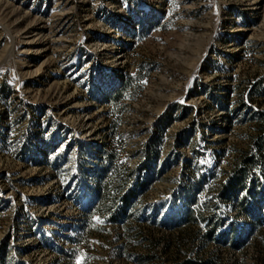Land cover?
Segmentation results:
<instances>
[{"label":"rangeland","instance_id":"obj_1","mask_svg":"<svg viewBox=\"0 0 264 264\" xmlns=\"http://www.w3.org/2000/svg\"><path fill=\"white\" fill-rule=\"evenodd\" d=\"M259 83L264 0H0V264H264ZM191 194L215 239L173 226Z\"/></svg>","mask_w":264,"mask_h":264},{"label":"trees","instance_id":"obj_2","mask_svg":"<svg viewBox=\"0 0 264 264\" xmlns=\"http://www.w3.org/2000/svg\"><path fill=\"white\" fill-rule=\"evenodd\" d=\"M261 84L259 83L256 88L255 91H259L262 92V94H264V88H261L262 86H260ZM256 117L259 118L260 121H262L263 125L260 127L261 130L264 129V115L262 113H257ZM256 149H257V154H259V156L261 158H263L264 156V141H256ZM250 160L247 158L245 160V164L243 166L242 169H246L248 168ZM242 169H240L237 174L235 175V178L232 179L228 185L225 186V190L222 193V197H224L227 193L228 194H233L232 199H235L238 196L239 191L243 190L244 187V180H243V171ZM142 183H138L137 185H141ZM141 187H143V185H141ZM197 187V185H196ZM200 187V185L198 184V188ZM197 189V188H196ZM194 190V189H193ZM195 192V191H193ZM136 196V193H134L133 191H128L127 194H125L119 201H117L115 210L111 213V221L115 222V223H119V222H123L125 224L124 226V235L126 236L127 241L129 242L130 240H132V234L137 233V237L138 240L144 241L147 245H146V249H147V253L145 255H141L139 257H137V260L139 262H151L154 261L157 257H156V249L159 247V244L161 242V239H153V237H151L150 234H146L143 230V228L138 227L137 225L133 226L136 222L137 223H146L150 222L155 224L156 221L155 220H146V221H138L140 220L139 217L137 215H135V212L132 210V200L134 199V197ZM195 202V197L194 194H191L188 199L185 200V205H184V211L182 213V216L177 219L176 221H173V226L174 227H183L186 228V230L190 231V227L198 222H203L204 227H205V232L202 235V239L204 240H209V239H215V236L217 235V233L220 231L221 228L224 227L223 225V221L218 218L216 215H207V217H204V214H202L201 210H197L195 211V209L192 208V206L194 205ZM241 206H243L242 202H240ZM129 220V221H128ZM128 222H134V224H130ZM257 223H261V220H259ZM165 225V224H164ZM232 233L230 234V240L233 241L234 244L239 243L240 241V235L237 234L236 236H233V231H231ZM187 235H195L194 232H188ZM233 236V237H232ZM134 238V237H133ZM168 241L165 242L162 246V251L166 252L169 245H168ZM178 247V250L176 251V255L177 257L174 259L175 264H211L212 260H199L197 259H193L192 257H190L189 255H187V251L181 250V248Z\"/></svg>","mask_w":264,"mask_h":264}]
</instances>
